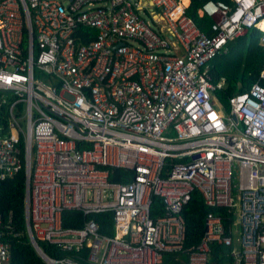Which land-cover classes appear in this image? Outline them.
<instances>
[{
	"label": "built area",
	"instance_id": "2783aa9c",
	"mask_svg": "<svg viewBox=\"0 0 264 264\" xmlns=\"http://www.w3.org/2000/svg\"><path fill=\"white\" fill-rule=\"evenodd\" d=\"M187 7L0 0V178L25 171L27 232L47 264H209L213 244L230 248L222 264H264V69L229 108L211 75L249 30L264 45V0L206 1L211 33ZM195 190L211 210L187 250ZM68 211L83 224L66 226ZM13 230L0 214V264H13Z\"/></svg>",
	"mask_w": 264,
	"mask_h": 264
},
{
	"label": "trees",
	"instance_id": "16d2710c",
	"mask_svg": "<svg viewBox=\"0 0 264 264\" xmlns=\"http://www.w3.org/2000/svg\"><path fill=\"white\" fill-rule=\"evenodd\" d=\"M208 0H190L187 14L193 18L197 25L211 33L212 18L200 15L199 10ZM230 2V0H224ZM262 32L253 28L247 33L230 41L226 51L217 55L211 62V75L213 82H224V88L216 91L221 103L229 108L228 98L238 92L249 90L252 85L261 81V72L264 69V45L261 43ZM248 35V36H247ZM248 37V40L246 39ZM115 168L111 172V180L121 181L119 172ZM25 171L22 170L12 177L0 178V214L5 220L12 219L13 233L8 236L11 242V255L13 264H47L40 256L27 232L25 220ZM211 208L204 202L202 194L195 190L191 200L185 207L186 241L185 249L195 247L205 232V218ZM219 210V209H218ZM100 223V230H107L106 223L110 222V214H94ZM88 217V218H89ZM84 217L76 211L64 214L66 226H81ZM45 251L53 252V247L41 242ZM230 248L222 244L212 245V254L209 264H222L228 258ZM166 261H169L166 259Z\"/></svg>",
	"mask_w": 264,
	"mask_h": 264
},
{
	"label": "bare ground",
	"instance_id": "6f19581e",
	"mask_svg": "<svg viewBox=\"0 0 264 264\" xmlns=\"http://www.w3.org/2000/svg\"><path fill=\"white\" fill-rule=\"evenodd\" d=\"M183 2H184L185 4H187V3H188V0H183Z\"/></svg>",
	"mask_w": 264,
	"mask_h": 264
},
{
	"label": "crops",
	"instance_id": "0c3cea01",
	"mask_svg": "<svg viewBox=\"0 0 264 264\" xmlns=\"http://www.w3.org/2000/svg\"><path fill=\"white\" fill-rule=\"evenodd\" d=\"M190 4V0H188V3H187V5H189Z\"/></svg>",
	"mask_w": 264,
	"mask_h": 264
},
{
	"label": "rangeland",
	"instance_id": "374dc122",
	"mask_svg": "<svg viewBox=\"0 0 264 264\" xmlns=\"http://www.w3.org/2000/svg\"><path fill=\"white\" fill-rule=\"evenodd\" d=\"M248 36V35H247ZM248 40V37L246 38ZM212 62V61H211Z\"/></svg>",
	"mask_w": 264,
	"mask_h": 264
},
{
	"label": "water",
	"instance_id": "95a60500",
	"mask_svg": "<svg viewBox=\"0 0 264 264\" xmlns=\"http://www.w3.org/2000/svg\"><path fill=\"white\" fill-rule=\"evenodd\" d=\"M233 117L236 119V117L233 115Z\"/></svg>",
	"mask_w": 264,
	"mask_h": 264
}]
</instances>
